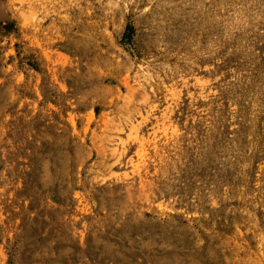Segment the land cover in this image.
Masks as SVG:
<instances>
[{"label": "rangeland", "instance_id": "1", "mask_svg": "<svg viewBox=\"0 0 264 264\" xmlns=\"http://www.w3.org/2000/svg\"><path fill=\"white\" fill-rule=\"evenodd\" d=\"M199 2L0 0V264H264L263 3Z\"/></svg>", "mask_w": 264, "mask_h": 264}, {"label": "bare ground", "instance_id": "2", "mask_svg": "<svg viewBox=\"0 0 264 264\" xmlns=\"http://www.w3.org/2000/svg\"><path fill=\"white\" fill-rule=\"evenodd\" d=\"M177 1L178 6L181 4V0H172ZM207 2V0H204ZM246 0H208V3L203 5L202 3H194L196 5H199L198 10V17H199V23L200 28L202 29H208L211 34L213 32V35L218 38V54L223 53L224 51L231 53L233 50L232 48H226L223 46V43L228 42L230 45L235 44V42L238 43V46L235 48L236 50H239L240 48H244L247 45V39L248 37H245V31H242V35L234 42L233 39H231V28L237 27L238 23L239 26L243 24L245 27L247 26V19L251 15L248 16L245 15L246 11L243 12L241 2ZM259 2H262L263 4L261 6H257L256 10L260 13V15H264V0H258ZM192 0H186V6L188 8V11H190L194 6L191 5ZM189 14V13H188ZM240 20V22H239ZM225 29H230L226 30ZM261 32L264 34V24L261 26ZM233 42V43H232ZM257 50L256 46L252 47L248 50H242V57L246 56L250 52L255 53Z\"/></svg>", "mask_w": 264, "mask_h": 264}]
</instances>
